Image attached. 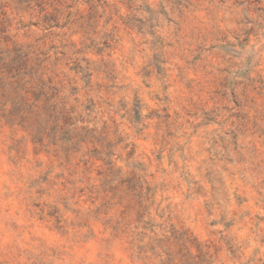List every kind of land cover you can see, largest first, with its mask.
<instances>
[{
    "label": "clouds",
    "instance_id": "obj_1",
    "mask_svg": "<svg viewBox=\"0 0 264 264\" xmlns=\"http://www.w3.org/2000/svg\"><path fill=\"white\" fill-rule=\"evenodd\" d=\"M0 264H264V0H0Z\"/></svg>",
    "mask_w": 264,
    "mask_h": 264
},
{
    "label": "rangeland",
    "instance_id": "obj_2",
    "mask_svg": "<svg viewBox=\"0 0 264 264\" xmlns=\"http://www.w3.org/2000/svg\"><path fill=\"white\" fill-rule=\"evenodd\" d=\"M97 175H99L100 173H96ZM235 198H237L236 197V194H234V199ZM239 200H247V197L246 196H243V195H241V196H239V198H238V202H239ZM242 222V221H241ZM142 221H141V219L138 217V224H141L142 225ZM235 224H236V222L235 221H232V220H230V221H228V225L229 226H235ZM223 226V225H222ZM147 230H150V229H146L145 231H147Z\"/></svg>",
    "mask_w": 264,
    "mask_h": 264
},
{
    "label": "trees",
    "instance_id": "obj_3",
    "mask_svg": "<svg viewBox=\"0 0 264 264\" xmlns=\"http://www.w3.org/2000/svg\"><path fill=\"white\" fill-rule=\"evenodd\" d=\"M65 136L68 137V134L65 133ZM68 139H71V137H68ZM147 228H145L144 230H146Z\"/></svg>",
    "mask_w": 264,
    "mask_h": 264
}]
</instances>
